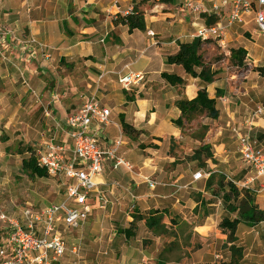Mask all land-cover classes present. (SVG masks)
Instances as JSON below:
<instances>
[{"label":"crops","instance_id":"1","mask_svg":"<svg viewBox=\"0 0 264 264\" xmlns=\"http://www.w3.org/2000/svg\"><path fill=\"white\" fill-rule=\"evenodd\" d=\"M160 1L25 0L24 6L32 12L31 16L26 15L29 39L45 46L42 51L47 54L43 56L36 45L19 40V29L13 28L14 24H10L13 30L5 31L8 36L2 41L3 50L7 51L15 75L33 94L36 92L31 83L38 76H55L54 63L64 60L85 66L89 78H96L88 97L101 95L111 110V124L105 129L101 145L107 149L112 141L123 137L118 157L131 169L117 166L113 160L104 162L98 182L110 204L107 210L95 207L82 224L98 227L94 252L96 259L102 258L104 263L97 264H231L232 253L226 246L230 232L223 231L220 225L225 219H237L238 213L232 208L239 202L224 199L229 195L228 186L219 192L216 185L207 188V182L214 175H224L226 183H236L242 199L247 190L240 185L254 176L242 158L232 129L241 127L246 133L247 120L257 109H264V76L256 71L264 68V33L257 25L255 13L245 16V23L234 26L226 36L229 51H247L244 67L232 64V68H227V60L222 59L212 66L215 81L206 84L186 74L181 66L167 63L170 56L178 53V42H192L198 28L207 26L199 15L182 9V4L194 0H172L170 4ZM217 1L205 3L211 7ZM136 6L145 14V32H130L128 26L116 22ZM3 28L7 27H0ZM205 46L210 45H204L203 52ZM33 47L35 51L31 53ZM0 62L6 63L1 56ZM137 73L143 74L144 80L124 90L120 78ZM165 73L181 77L186 85H171L163 77ZM203 89L210 99L216 100L220 117L208 118L205 123L208 131L200 143L205 141L203 146L212 158H206L205 153L200 171L207 178L194 182L193 166L200 161L192 160L194 140L183 135L177 124L181 117L177 103L194 100ZM56 109H46L43 114L52 126L67 119L55 117L54 113H59ZM123 123L140 132L136 139L125 135ZM59 134L60 141L67 140L64 133ZM252 140L258 147L264 146V112L255 118ZM148 181L156 186L151 188ZM196 194H201V201L194 198ZM263 195H254L262 212ZM155 211L164 216L169 235L159 236L147 225ZM60 231L64 236L70 230L61 226ZM237 236V245L243 249L240 264H264V219L241 222ZM82 245L80 235L75 243L67 244V253L57 264H87L66 259L71 255L75 260L78 256L73 250L78 248L81 254Z\"/></svg>","mask_w":264,"mask_h":264},{"label":"built area","instance_id":"2","mask_svg":"<svg viewBox=\"0 0 264 264\" xmlns=\"http://www.w3.org/2000/svg\"><path fill=\"white\" fill-rule=\"evenodd\" d=\"M229 7L231 9L228 11ZM182 9L200 17L217 15L220 18L216 25L198 28L196 38L216 41L228 57H231V51L227 47L226 36L231 28L245 23V16L255 13L257 25L264 33V0H219L211 7L205 6L203 1H190ZM131 12L132 9L127 15ZM224 15L227 17L224 18ZM149 35L154 36L153 33ZM5 36H8L7 32H0V56L8 61L2 43ZM143 80V74L137 73L120 78L119 83L128 91L133 84ZM263 112L264 109L259 108L247 120L246 133H243L241 127L232 129L238 139L242 158L254 174L240 187L252 191L254 195L264 193V146L258 147L252 140L255 118ZM110 124L111 110L97 95H92L86 99L79 112L67 117L64 124L56 122V129L66 135V141H60L56 134L51 135L41 145L42 150H34L38 167L49 177L63 180L66 200L43 209L39 214L26 211V229L18 221L9 220L12 231L0 248L2 264H57L67 253V243L60 227L66 230L79 227L88 220L95 207L107 210L110 201L106 193L99 189L98 182L104 162L113 160L117 166L124 165L131 169L118 157L119 148L124 144L122 136L112 141L107 149L101 145L105 129ZM205 178L207 174L198 171L193 181ZM148 182L151 188L156 186L155 182ZM39 224L40 227H36ZM78 251V248H74L73 253L78 254Z\"/></svg>","mask_w":264,"mask_h":264},{"label":"rangeland","instance_id":"3","mask_svg":"<svg viewBox=\"0 0 264 264\" xmlns=\"http://www.w3.org/2000/svg\"><path fill=\"white\" fill-rule=\"evenodd\" d=\"M24 1L0 0V27H7L6 29H0V32L11 31L13 28L19 29V35H17L20 38L19 40H25V43L36 45L35 47L38 48L39 53L46 56V51H42L45 50V46L38 43L36 39H29L26 15L29 17L32 12L28 11L30 8L24 6ZM203 3L209 7L210 3L206 5L205 0H203ZM226 17L227 15H224V18ZM10 24H14L12 29ZM209 45L205 46V58L211 63L216 58L225 59L227 60L225 61L227 68H232L231 57L226 58L220 45L217 42ZM34 51L33 47L30 52L33 53ZM5 62H0V239L2 243L12 231L9 220L18 221L26 229L27 223L24 219L26 211L30 210L33 214H39L43 209L66 200V187L62 179L49 176L32 178L27 174L23 162L25 158L29 157V153L23 152L29 148L42 150L41 145L51 135L58 134L59 139V130L56 132L57 125L52 126V122H47L43 115L46 109L51 110L56 106L59 113L56 114L55 112L54 116L59 119L62 116L68 117L76 114L82 109L96 84V78H89L85 66L63 60L60 64L58 62L54 63V67H56L54 77L49 78L48 75L38 76L31 83V87L36 92V94H33L29 90L27 92V85L15 75L11 63L9 61ZM58 65L59 69H57ZM100 92L99 94L102 93ZM99 100L103 103L105 101L101 95ZM53 101H56L57 105ZM207 121L208 117L205 114L193 122L187 123L185 121V126L182 129L183 135L194 140L193 152L190 154L195 153L204 145L205 141L202 144L199 140L197 141L196 137H205L203 127ZM48 130L49 132H47ZM46 132L47 134H45ZM175 147L177 146L175 145ZM126 149L128 148L126 147ZM171 152L173 153V150ZM35 155H37L36 152ZM201 165L202 163H196L193 166L194 174L202 169ZM254 199H256L255 196ZM82 224L78 228L65 232L67 234H64L63 237L66 243L71 245L75 243V238L81 235L84 251L81 254L80 252L76 254L78 257H75V260L71 255L67 256L66 259H72V263H104L101 257L99 260L98 257L96 259V253L94 252V240L97 238L99 231L97 225L93 224L88 227V222L84 226ZM91 224L90 222L89 225ZM36 227H40V224Z\"/></svg>","mask_w":264,"mask_h":264},{"label":"trees","instance_id":"4","mask_svg":"<svg viewBox=\"0 0 264 264\" xmlns=\"http://www.w3.org/2000/svg\"><path fill=\"white\" fill-rule=\"evenodd\" d=\"M171 1L172 0H161L160 2L170 4ZM201 18L205 21L208 27L216 25L220 21V18L217 15H202ZM116 22L117 24L128 26L130 32H133L134 30H140L143 32L146 31L145 14L144 12L140 11L137 6L132 9L130 14L119 17ZM214 42L216 41L202 40L200 38H196L189 43L178 42V53L176 55L170 56L167 60V63L169 65L181 66L186 74L194 78H199L206 84H212L216 77V72L212 71V66L222 59L216 58L212 63L206 61L204 58L205 52H203V46ZM247 56V51L244 49L232 50L230 62L233 65L242 68L245 65ZM256 71L260 72L262 76H264V68H257ZM163 77L173 86L186 85V81L177 75H169L165 73L163 74ZM217 95L220 96V91H218ZM177 106L181 111V117L177 121V124L182 129L185 126V121L187 123L193 122L204 114L213 120H217L220 117V111L217 109L216 100L210 99L205 89L199 91L198 96L194 100L190 101L187 99H182L177 103ZM123 131L125 135L133 140L136 139L140 134V132H138L132 125L127 123H123ZM203 131H208V128L204 126ZM196 138L202 142L205 137L200 136ZM26 152L29 153V157L24 159L23 166L27 169V174L32 178L48 176L43 169L38 167L34 150L29 148L23 153ZM205 153L207 154L206 158H212V155L209 153V149L206 146H202L194 153L192 160L203 163L202 161L205 159ZM201 167H204V165L202 164ZM214 185L217 186L219 192H222L224 188L228 186L229 195H225L224 199L229 203L233 198L236 200V202H239L237 207L232 208L234 212L238 213L237 219L234 221L225 219L221 223L220 227L223 231L227 230L230 232L226 246L232 253L231 264H240L241 260L243 259V249L237 245L238 226L243 221H259V219H264V212L258 210L254 195L250 194L248 191H245V193H243V198L240 199L241 192L232 182L226 183V177L224 175H214L208 180L207 188H212ZM194 198L198 201H201L202 199L201 194L194 195ZM163 219L164 216L159 211H155L151 213V217L147 221V225L159 236L169 235V230L166 229ZM1 246L2 242L0 239V248ZM2 263V258H0V264Z\"/></svg>","mask_w":264,"mask_h":264}]
</instances>
